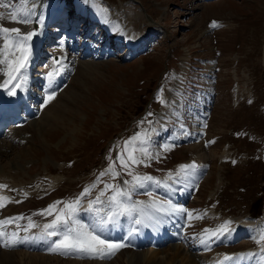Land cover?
<instances>
[{
    "label": "rangeland",
    "instance_id": "obj_1",
    "mask_svg": "<svg viewBox=\"0 0 264 264\" xmlns=\"http://www.w3.org/2000/svg\"><path fill=\"white\" fill-rule=\"evenodd\" d=\"M6 3L8 7H0L5 16L18 7V0ZM35 3L34 27L26 28L28 25L10 19L0 24L37 32L41 27L39 14L53 11V21L59 16L53 9L63 10L59 19L66 25L65 31L74 29L73 34L70 32L74 48L67 51L69 72L48 103L56 107L57 116L46 121L44 118L50 116L46 105L34 121L38 123L29 124L35 132L31 134L15 123L0 136V146L6 144L0 151V186H6L0 187V197L7 198L0 208V218L24 217L4 226L8 235L0 238V253H14L0 255V264H99V259L28 248L27 234L31 230L25 232L23 228L28 218L36 227L49 223L65 203L78 197L75 219L91 225L79 214L81 207L95 201L105 184L126 187L123 181L132 180L117 159L119 155L127 159L126 141H133L137 149L147 148L154 157L135 151L144 163L134 165L128 161L134 175L155 174L170 179L166 171L174 172L179 166L173 180L175 184L177 180L186 183L182 178L188 179L192 173L189 169L181 171V166H202L199 187L188 199V210L183 208L195 217L186 235L188 251H196L202 231L231 218L239 217L244 224L248 219L246 232L250 237L259 226L264 227L263 221H251L250 214V210L260 211L264 220V0ZM86 14L93 18L91 25L83 19ZM101 21L108 22L107 30L100 28ZM94 28L100 30L99 34L94 35ZM110 31L114 32L112 37ZM127 39L134 40L138 47L126 50ZM53 46L41 50L49 49L48 53L53 54ZM49 62L50 56L44 54L29 73L36 79L30 89L38 96L44 91L39 89L42 78L37 76L47 74ZM205 119L207 129L203 135L200 133ZM141 141L146 143L142 145ZM110 165L120 175L101 177ZM86 187L91 188L90 194L81 196ZM143 191L137 189L135 194L145 200L149 196L140 195ZM111 194L108 191L101 199ZM53 204L56 207L52 215L39 214ZM13 232L17 233L15 243L10 242ZM256 245L249 237L229 246L213 244L219 252ZM145 249L124 246L117 256L104 262L125 264L128 254L136 253L138 257ZM203 253L196 256L202 254L199 261L207 263L211 258ZM137 264L143 263L138 259Z\"/></svg>",
    "mask_w": 264,
    "mask_h": 264
},
{
    "label": "snow or ice",
    "instance_id": "obj_2",
    "mask_svg": "<svg viewBox=\"0 0 264 264\" xmlns=\"http://www.w3.org/2000/svg\"><path fill=\"white\" fill-rule=\"evenodd\" d=\"M0 7H8L6 0H0ZM36 7L35 0H18V7L14 8L7 16H5L4 13H0V21L10 19L16 23L29 25L33 22L32 17L35 15L34 10ZM37 34L35 30L22 31L17 27L9 28L0 24V75L6 77V79L0 83V89L6 90L8 95H16L17 89H20L22 83L26 80L27 68L30 64L32 54V40ZM48 75L51 77L52 73L50 72ZM140 143L143 145L146 141H141ZM135 151H140L144 157H151L147 148L140 147L137 149L133 141L125 142L124 152L127 153V159L125 160L123 155H119L117 159L120 160L121 167L132 177V180L123 181V185L126 187H121L120 184H105L104 189L96 196L95 201H89V210L95 214L91 225L80 223L75 219L77 207L80 203L79 197L71 202L65 203L64 208L56 214L55 218L43 225V236L48 238L58 237L55 240H50V251L65 256L73 255L81 258L107 259L114 255L115 251L126 246L123 243L110 241L104 238L102 235L103 232L109 224L113 226L118 224V218L120 216L133 218L132 223L136 225L141 224L143 221L138 217L145 215L144 207L141 206V202L131 200L132 193L136 192L137 189H147L150 184L159 186L161 183L160 181H156L152 176L134 175L132 173L128 161L134 165L144 163L143 159L137 158L134 155ZM195 167V164L183 165L181 166V171L188 168L194 169ZM107 174H111L113 178L120 175L112 165L109 166V169L101 172L100 176L102 177ZM108 191H111L112 194L108 196L106 200H102L101 197H104ZM90 192L91 188L86 187L81 193V196L88 195ZM4 199V197H0V208L5 206L2 202ZM94 204H100L102 207L96 208ZM55 207V204L50 205L39 214L45 216L52 215ZM149 207L153 209L154 213L163 211V206L157 207L155 202L149 205ZM134 214L138 215L134 216ZM189 216H191V213H189ZM19 219H24V217L0 219V238H4L8 235L3 231L4 226ZM28 220V225L23 228L25 232L36 227L31 221V218H28ZM131 231H136V229H132ZM230 231L228 222H225V224L211 231L205 229L204 232L208 238H201V244L206 248H210L209 241L214 238L218 239L220 237H225ZM256 232L257 234L253 235L251 238L260 246L261 252H264V227L257 229ZM10 242H17L16 232L11 233ZM256 255V253L252 252L240 253L232 256L225 255L223 261H230L231 264H240L241 261L254 259ZM223 261L216 262V264H223ZM258 264H264V255L259 257Z\"/></svg>",
    "mask_w": 264,
    "mask_h": 264
},
{
    "label": "bare ground",
    "instance_id": "obj_3",
    "mask_svg": "<svg viewBox=\"0 0 264 264\" xmlns=\"http://www.w3.org/2000/svg\"><path fill=\"white\" fill-rule=\"evenodd\" d=\"M37 7L35 8V10L37 9ZM52 12L53 11L43 13V14L47 15L46 18L43 15V17L41 19V21L44 20V25L45 24L47 25L50 22H53V24L55 23L56 16L54 17V20L51 21V19H53L52 18V16H53ZM55 14L60 15L61 12L57 11V13H56V11H55ZM33 18H34V16H33ZM33 18H32V21H33ZM105 22H106V24H108L107 21H105ZM35 23L36 22L33 21L31 24H29L28 26H25V27L28 28L32 25H35ZM50 34H54V33H46L45 35H41L40 33H38L36 35V38L32 41V49L36 48L37 44L40 42L44 43V44H47L49 42L51 45V41L56 36L54 34V36L50 37ZM62 35H63V37L61 39L62 41H60L61 46L63 47V45H64L65 50L73 49L74 47L72 46V43L69 40L72 36V35H70V32L63 33ZM62 35H60V36H62ZM49 39H52V40L49 41ZM134 44L136 46L138 45V43H136V42H134ZM50 45H47V47H49ZM52 52H53V54L57 55V59L51 62L50 72L52 73V76L49 77L46 80V82H42V86H41L42 89L44 86L46 88V90H48L45 92V93H47L46 96L56 92V90L58 89V85L62 82V78H65V75L67 72H69V68H70V67H68L69 65H66L67 60H68V55L70 54L69 52L65 53V51L63 49H61L60 51H57V49H54ZM38 53H41L40 49L37 50L35 56H37ZM41 56H42V53H41ZM41 56H38L37 61L42 60ZM65 56H66V58H64ZM57 72H60L59 78L55 77V73H57ZM4 79H6V77L3 75H0V83H2ZM35 80H33L31 83H33ZM1 90H3V89H1ZM31 94L32 93H28V99L35 98L36 102H39L40 100H42L41 95L40 96H38V95L33 96ZM47 106H46L47 108L45 107V109L47 111L46 114L50 113V116L52 115V117L45 115L46 118H44V119L45 120L48 119L46 121H50L51 118H53V116L55 117L56 114L54 113V111L56 112L57 110H55L56 107L53 108V106H50L49 104H47ZM26 109H27V111H26V113H24V116H21L18 119V122H19L18 124H19L20 128H25V129L27 128L28 131H31V134H32L35 131L30 129L29 124L31 126H33V125H36L38 123V122H34L35 121V115L37 114L38 109H37L36 105H32L31 107H29V108L27 107ZM3 111L6 113V115L1 122L0 132L3 131V128H2L3 125H5L8 121H13V119L16 117V115H7L8 111H6V110H3ZM198 116H199V118L202 119L203 113L200 112V114ZM48 117H50V118H48ZM28 118L30 119V123L23 124L22 122ZM25 129H22V130H25ZM183 132H185V131L182 130L181 133H183ZM0 142H2V141H0ZM5 145L2 146V144H1L0 151L4 150L2 148H6ZM180 164H183V163H180ZM180 164H178V165H180ZM199 167L196 168L197 170L194 171L195 173H193L191 171V168H188L190 170V172L192 173V175H191V177H188V179H187V177L182 178V179H185L186 183L183 182L182 180H177L179 183L175 184V181L173 179L177 177V175H178V171H177V173L172 178H170L168 180L163 179L162 181H160L161 183L159 186H157L155 184H150L149 187L151 189L155 188L153 190L156 193H159L162 196L168 195L170 197L167 202H164L163 199H161L160 197H155V196L149 197L148 199H145V200L143 198L132 200V201L141 202V206L144 207L145 215L138 217L143 221L141 224L136 225V224L132 223L133 218H130L127 216H120L118 218L119 219L118 224H116L115 226L109 224L106 227L105 231L102 234L104 236V238H106L110 241H114V242L118 241V243H123L124 245H131V246H134L135 248H141L143 246L146 247V249H145L146 251L144 253L138 254V257H135V256H137V255H135L136 253L128 254L124 258L125 264H137L138 259L143 264H216V262L223 261V257L225 255L232 256L235 254L247 253V252L256 253L257 255L252 260L241 261L240 264H258L259 257L261 255H264V252H261L260 246L258 248H248V249H244V250H233V251H230L229 253H226V252L221 253V254L213 253L211 260L208 261L207 263H203V262H201V260L199 261V259H201V258L199 257V255H197L198 257L196 256V254L200 251H203L205 253H209L210 251H212L213 248L215 247V246H213L214 243L215 244L220 243V242L227 243L228 241L231 242L233 240L232 238L237 233L245 230V228H241V227H235V229L232 228L233 231L231 230L232 232L230 231L229 233H227L225 237H220L218 239L214 238L211 241H209L210 248H206L204 245H202L201 240L196 244V246H195L196 251L195 252L188 251V249L185 248V246H187V241H186L187 236H185L187 234V231H186L187 228L186 227L188 224H190V222H192L195 219V217L189 216V212H186V210L183 209L184 207H187V200H186L187 196L185 194H192L193 193L192 191L195 188V185L197 184L199 178H201L200 177L201 175H198V172H200V170H201L203 173L204 171L201 168L202 166H199ZM1 191H3V190H1ZM132 196H133V193H132ZM4 198H5L4 200H7L6 197H4ZM153 202H155L157 207L163 206V211L158 212V213H154L153 209L151 207H149V205H151ZM177 204H180V205L178 206ZM81 212H83V214L86 216H90V214H92L90 210H86V211L81 210ZM93 215L94 216H90L92 221L94 220V217H95V214H93ZM135 215L137 216L138 214H134V216ZM248 221H247V223L250 226V223ZM251 221H253V220H251ZM260 221H262V220H260ZM230 225H231V223L228 224V227ZM217 227L218 226L211 228V229H216ZM132 229H136V231H131ZM211 229H210V231H211ZM42 230H43V228H41V229L38 228L36 230V232L33 231V232H31V234H28L30 241H29V244H26V247L33 248L34 250H40L41 252H52L49 250V246H50L49 242H50V240H55L58 237H51V238L45 237L41 234ZM201 238H204V239L208 238L207 235H205L204 231L201 232ZM165 244L167 245L166 247H164ZM211 245H212V247H211ZM161 249H164V251L160 252ZM6 251H2L0 253V255L3 254L5 256H7V255L14 253V252H6ZM118 251L119 250L115 251V254ZM18 253H20V252H18ZM205 253H203V254H205ZM200 256H202V254H200ZM214 256H215V258H214ZM83 259H86V258H83ZM105 260L106 259H103V261H102V259H99L98 263L99 264H108L107 262H104ZM73 264H75V263H73ZM83 264H85V263H83ZM223 264H231V262L230 261H223Z\"/></svg>",
    "mask_w": 264,
    "mask_h": 264
}]
</instances>
